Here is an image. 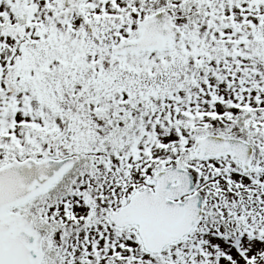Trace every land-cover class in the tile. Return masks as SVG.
I'll list each match as a JSON object with an SVG mask.
<instances>
[{
  "label": "snow or ice",
  "instance_id": "1",
  "mask_svg": "<svg viewBox=\"0 0 264 264\" xmlns=\"http://www.w3.org/2000/svg\"><path fill=\"white\" fill-rule=\"evenodd\" d=\"M0 264H264V0H0Z\"/></svg>",
  "mask_w": 264,
  "mask_h": 264
}]
</instances>
